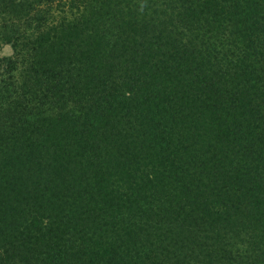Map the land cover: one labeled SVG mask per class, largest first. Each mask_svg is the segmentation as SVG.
Here are the masks:
<instances>
[{
  "label": "trees",
  "instance_id": "obj_1",
  "mask_svg": "<svg viewBox=\"0 0 264 264\" xmlns=\"http://www.w3.org/2000/svg\"><path fill=\"white\" fill-rule=\"evenodd\" d=\"M0 264H264V0H0Z\"/></svg>",
  "mask_w": 264,
  "mask_h": 264
},
{
  "label": "rangeland",
  "instance_id": "obj_2",
  "mask_svg": "<svg viewBox=\"0 0 264 264\" xmlns=\"http://www.w3.org/2000/svg\"><path fill=\"white\" fill-rule=\"evenodd\" d=\"M13 53V48L10 44H0V56L10 55Z\"/></svg>",
  "mask_w": 264,
  "mask_h": 264
}]
</instances>
